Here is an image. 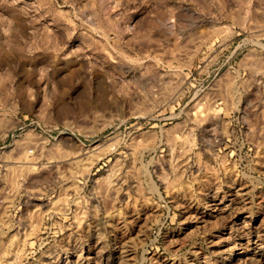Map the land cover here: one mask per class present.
Here are the masks:
<instances>
[{"label":"rangeland","instance_id":"374dc122","mask_svg":"<svg viewBox=\"0 0 264 264\" xmlns=\"http://www.w3.org/2000/svg\"><path fill=\"white\" fill-rule=\"evenodd\" d=\"M0 264H264V0H0Z\"/></svg>","mask_w":264,"mask_h":264},{"label":"bare ground","instance_id":"6f19581e","mask_svg":"<svg viewBox=\"0 0 264 264\" xmlns=\"http://www.w3.org/2000/svg\"><path fill=\"white\" fill-rule=\"evenodd\" d=\"M202 111V110H201ZM201 111H200V113H201ZM205 113V112H204ZM204 113H203V117H204ZM199 114V113H198ZM197 113L195 114V115H198ZM194 115V120H195V122H198V123H200L201 121H203V119L205 118V120L206 119H209L210 118V115L208 114V112L207 113H205V117L203 118V117H199V115L198 116H195ZM20 160H21V163L23 164H28V166H30L29 164V161H31L30 160V158H28L27 156H26V154L23 156L22 155V157L20 158ZM33 160V159H32ZM31 162H34V160L33 161H31ZM23 164V165H24ZM31 164H33V163H31ZM25 167H27V166H25ZM32 167H27V168H25L26 170H30ZM34 169V168H33ZM33 169H31V170H33ZM242 255L244 256V258H246V260H250V261H252V260H254L255 259V257L256 256H259L254 250H247L246 248H244L243 249V251H242Z\"/></svg>","mask_w":264,"mask_h":264}]
</instances>
